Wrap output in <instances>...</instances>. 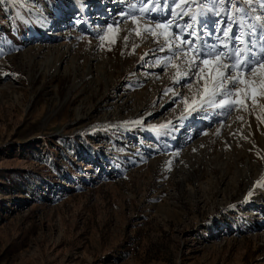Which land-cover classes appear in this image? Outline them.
<instances>
[{
  "label": "rangeland",
  "instance_id": "rangeland-1",
  "mask_svg": "<svg viewBox=\"0 0 264 264\" xmlns=\"http://www.w3.org/2000/svg\"><path fill=\"white\" fill-rule=\"evenodd\" d=\"M130 3L0 0V264H264V98L187 117L180 96L204 82L175 83L181 59L154 64L172 38L144 29L171 16L134 22ZM262 3L176 11L201 36L204 20H242L259 52Z\"/></svg>",
  "mask_w": 264,
  "mask_h": 264
},
{
  "label": "snow or ice",
  "instance_id": "snow-or-ice-1",
  "mask_svg": "<svg viewBox=\"0 0 264 264\" xmlns=\"http://www.w3.org/2000/svg\"><path fill=\"white\" fill-rule=\"evenodd\" d=\"M189 2L198 3L199 0H171V8H169L167 3L161 5L160 0H137V3L128 5L132 9L131 12L121 13L122 16L132 19L134 22H138L137 10L140 16L147 15L149 18L157 9L160 10L161 14L171 16L170 19L156 22L155 28L162 29L161 33L158 34L155 29L147 27H145L144 31L150 36L164 35L166 43L169 42V37L172 38V45L168 48L172 55L157 58L154 64H159L160 59H164L166 61L164 67H167L172 63L173 59H181L183 67L175 65L178 69L174 80L175 83L179 84L183 80L185 81V86L191 89L192 83L196 80H203L204 82L202 90L198 88L196 94L191 97L180 96L179 93L174 94L175 96H180V102L185 104L186 116L192 117L200 112H207L209 109H218L220 114L227 117L237 110V105L247 107V100H251L255 104L258 97L264 98V55H261L264 53V43H261L259 52L254 51L255 42L250 39H242V37L252 36L254 33H245L243 31L245 27L243 21L233 19L232 16H228L226 23L222 20H204L200 22L203 36L199 35L194 26L198 23L197 14L187 11L186 8H180L179 12L176 11V8L180 7V5ZM210 2L215 5L217 0H210ZM236 2L237 0H218L220 11H216L214 8L210 9V11H212L214 16H220L221 12L227 14L228 8L224 7L227 4L235 8L236 12H244L243 7H235ZM251 2L252 0H239L241 4H251ZM138 4L140 7L137 9ZM261 7L264 8V3L261 4ZM207 14L206 11H201L199 15L204 17ZM183 16H188L192 23H179L177 17L182 19ZM257 19L264 21V17H257ZM174 21L176 22L174 23ZM209 23H211L214 32L208 30ZM233 25H236L240 30L233 32ZM170 27L178 31L169 32L168 29ZM247 27L252 28V25ZM260 28V41L264 42V23H261ZM108 30L113 33L116 31L112 25H108ZM136 34L140 35L141 33L137 32ZM184 34L194 37L195 43L203 41L200 47H195L194 40L182 41V44L188 46L189 49L195 48V54L191 58L187 56L188 49L174 43L175 40ZM214 34L215 39L220 42L219 44H210L204 38L211 37ZM99 38L103 40L104 36ZM124 40L127 41L126 36ZM112 42H115L114 38ZM221 46L223 50H221ZM135 47L137 46L133 47V51H135ZM157 50L163 51V45ZM196 57H199L198 62ZM201 65L204 67H201ZM169 91L172 90H166L165 95ZM239 119H242V117H239Z\"/></svg>",
  "mask_w": 264,
  "mask_h": 264
},
{
  "label": "bare ground",
  "instance_id": "bare-ground-1",
  "mask_svg": "<svg viewBox=\"0 0 264 264\" xmlns=\"http://www.w3.org/2000/svg\"><path fill=\"white\" fill-rule=\"evenodd\" d=\"M3 21V20H2Z\"/></svg>",
  "mask_w": 264,
  "mask_h": 264
}]
</instances>
